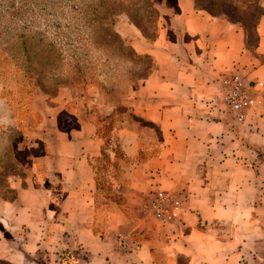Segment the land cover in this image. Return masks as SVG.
<instances>
[{
	"label": "crops",
	"instance_id": "0c3cea01",
	"mask_svg": "<svg viewBox=\"0 0 264 264\" xmlns=\"http://www.w3.org/2000/svg\"><path fill=\"white\" fill-rule=\"evenodd\" d=\"M154 4V38L129 22L115 24L126 44L155 63L118 105L105 104L92 85L61 87L51 97L34 93L23 125L9 107V126L18 131L11 149L27 164L25 175L7 180L13 200L0 197V260L261 264L264 15L250 48L239 22L210 14L195 0ZM234 72L256 85V105L243 122L222 101L223 79ZM105 118L114 122L107 147L100 133ZM102 152L106 188L95 165ZM160 189L180 199V218L160 223L142 210ZM118 234L126 236L123 250Z\"/></svg>",
	"mask_w": 264,
	"mask_h": 264
},
{
	"label": "rangeland",
	"instance_id": "374dc122",
	"mask_svg": "<svg viewBox=\"0 0 264 264\" xmlns=\"http://www.w3.org/2000/svg\"><path fill=\"white\" fill-rule=\"evenodd\" d=\"M92 1L98 3V0H0V54L8 56L10 60L3 67L4 71H7V83H10L9 92L3 93L5 97L2 95V80H0L1 153L9 155L11 152L10 139L18 134L9 126L11 121L9 107L11 106L7 101L11 100L15 105L12 109L15 119L19 125H23L32 94L43 93L39 88H33L30 80L23 79L20 74V67H26L29 62L36 67L38 62L44 58L45 52H40L42 46L51 44L54 49L53 54L57 57L53 58L52 68H46L42 74H39L41 80L45 79L42 81L46 79L65 81L69 87L81 91L82 87L74 80L77 75L74 72V66L82 65L85 74L90 75V80L100 88L105 104L118 105L119 100L126 96L121 94H124L126 90V94H130L134 86L141 81L138 82L136 79L148 72L149 59L132 56L130 50L125 52L130 54L129 56H122L120 49L114 51L110 45L103 42L106 36L100 28L92 29L97 33L90 37L92 30L85 29L86 27L80 23L77 24V21H80V19L77 20L80 13H76L72 5L82 2L85 11L89 12L90 9L85 7ZM103 1L112 8V11L119 14L115 17V24L118 20L130 23L128 16H132L145 26L150 35L154 36L152 25L157 27V19L155 21L156 17L144 12L147 6L143 5V2H136V0ZM156 1L159 0H155L154 3ZM166 1L168 4H173L174 0ZM197 6L208 8L212 13L229 21L239 22L245 31L248 47L252 48L255 44L254 28L258 19L264 15L261 0H198ZM225 13L229 15V18ZM12 15H16L17 18L13 19ZM115 24L114 29L118 33ZM119 36L121 37L120 34ZM93 37H97L100 43L89 44ZM122 41L124 42L123 39ZM125 45L129 46L126 43ZM27 54L29 57L26 56ZM1 57L2 55L0 59ZM31 76L35 74L32 72ZM53 88L51 87L52 90ZM117 110L121 112V109L117 108ZM112 124H114L113 121L110 126H107L108 129ZM101 135L106 140L104 147H107L108 130L101 131ZM105 161H107V156L103 155L95 161V165L98 182L106 188V177L103 172L106 173L109 167ZM3 182L5 183V180ZM117 200L122 202L121 198ZM0 264L13 263L0 260Z\"/></svg>",
	"mask_w": 264,
	"mask_h": 264
},
{
	"label": "trees",
	"instance_id": "16d2710c",
	"mask_svg": "<svg viewBox=\"0 0 264 264\" xmlns=\"http://www.w3.org/2000/svg\"><path fill=\"white\" fill-rule=\"evenodd\" d=\"M154 1L155 0H136V2H143V5H146L147 7H145L144 12L147 14H151L152 16L156 17L155 21L158 17V12L156 10L155 7H153L154 5ZM197 1L196 2V6H197ZM112 4V2H110ZM113 5H115L113 3ZM72 8L74 11H76V13H80V15L77 17L80 21H77L78 25L79 23L81 25H84L86 28L85 29H97L100 28L103 32V34H105L106 39H104V43L110 45V47L116 51L119 50L120 53L122 54V56H129L130 54L125 53L126 51L130 50L131 51V55L132 56H137V57H142L145 59H149L150 60V64L148 66V72L143 75L138 77L136 80L139 82V80H142L144 78H146L149 73L153 70L155 63L154 60L149 56V55H139L137 54L130 46L125 45V43L122 41L121 37L119 36V34L115 31L114 29V24H115V17L117 15H119L118 13H115L114 11H112V8L110 6H107L103 0H98V3H96L95 1L90 2L89 4L86 5L85 8L90 9L89 12L85 11L82 2L78 3V4H74L72 5ZM198 8H202L206 11H208L210 14L213 15H217L212 13L208 8H204V7H199ZM124 12V11H123ZM228 18L229 15L227 13H225ZM13 19H16L17 16L16 15H12ZM153 17V18H154ZM130 23H132L134 26H136L140 32L142 33V35L148 39H152L155 37L156 33H157V27L152 25L154 27V36L150 35L148 30L145 28V26L142 25V23L137 22L135 18H133L132 16H128ZM242 23V22H241ZM97 31L92 30L91 34L89 35L90 37L93 36L94 34H96ZM88 36V35H87ZM81 38V37H80ZM84 40V39H83ZM88 42V41H86ZM99 44L100 41L97 39V37H93L89 44ZM41 53L45 52L44 58H42V60L40 62H38V65H36V67L33 66L32 62H29V64L26 67H20L21 71L20 74L22 76V78L24 79H29L30 82L32 83L33 88H39L44 94H46L47 96L51 97L53 95L56 94V92L58 91L59 88L61 87H69V85L65 82V81H56V79H46V81H42L45 80L41 77L39 78V74H42L44 69L48 68H52V64L54 63V57H56V55L53 54L54 49L52 48L51 44H46L44 46H42V49L40 51ZM2 55V59H0V80H2V95L5 97V92L8 93L9 92V84L7 83L8 79H7V75L6 72L4 71L3 67H5L7 62H10L9 57L8 56H4L2 53L0 54ZM27 57H29V54L26 55ZM57 56H59V54H57ZM52 57V58H51ZM122 58V57H121ZM84 66L82 65H76L74 66V72L77 74L76 77H74V80L77 82L78 85H80L82 87L83 90H86L89 86L91 85H96L94 81L90 80V75H86L85 70L83 69ZM34 73L35 76H31V73ZM51 87H54L53 90L51 89ZM137 87V84L134 86V89ZM52 90V91H51ZM127 92V90H126ZM126 92H124V94L122 93L121 95H128L126 94ZM4 93V94H3ZM34 93L32 94L30 100L32 99ZM11 103H10V102ZM7 101L8 104L11 106V108H15V105H13L12 101L9 100ZM119 109H121V112H125L126 109L123 108L122 106H118ZM105 118L103 120V123H101V128H100V133L101 131H106L111 129V127L108 129L107 126H110L111 122L108 123V120ZM11 128L13 130H15V128L13 126H11ZM10 128V129H11ZM17 131V130H15ZM18 132V131H17ZM16 138H18V134L16 137H11L10 141H16ZM18 153H13L12 149L11 152H9V155H6V153H1L0 151V197H2L5 200H13L14 198V192L9 188L7 180L9 178V176L11 175H25V171L23 166L25 164H27L26 158H23L22 156H18ZM102 155H106L104 152H102ZM119 156H121V153H119ZM22 162V163H20ZM3 180H5V183L3 182Z\"/></svg>",
	"mask_w": 264,
	"mask_h": 264
},
{
	"label": "built area",
	"instance_id": "2783aa9c",
	"mask_svg": "<svg viewBox=\"0 0 264 264\" xmlns=\"http://www.w3.org/2000/svg\"><path fill=\"white\" fill-rule=\"evenodd\" d=\"M245 81L240 73L234 72L226 76L222 82V101L228 111L233 113L238 122H243L249 111L256 105V98L252 88ZM142 210L154 220L160 223H169L182 214L180 199L167 190H156L144 203ZM117 246L120 249L126 248V236L118 234L116 238ZM261 264H264V255Z\"/></svg>",
	"mask_w": 264,
	"mask_h": 264
}]
</instances>
